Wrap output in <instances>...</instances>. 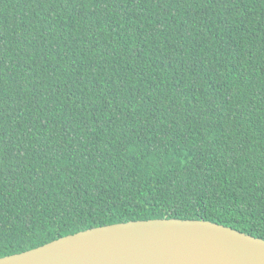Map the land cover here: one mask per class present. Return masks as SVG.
I'll use <instances>...</instances> for the list:
<instances>
[{
    "label": "trees",
    "instance_id": "1",
    "mask_svg": "<svg viewBox=\"0 0 264 264\" xmlns=\"http://www.w3.org/2000/svg\"><path fill=\"white\" fill-rule=\"evenodd\" d=\"M165 217L264 238V0H0V257Z\"/></svg>",
    "mask_w": 264,
    "mask_h": 264
},
{
    "label": "water",
    "instance_id": "2",
    "mask_svg": "<svg viewBox=\"0 0 264 264\" xmlns=\"http://www.w3.org/2000/svg\"><path fill=\"white\" fill-rule=\"evenodd\" d=\"M0 264H264V238L205 219L131 220L0 257Z\"/></svg>",
    "mask_w": 264,
    "mask_h": 264
}]
</instances>
